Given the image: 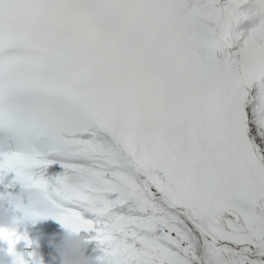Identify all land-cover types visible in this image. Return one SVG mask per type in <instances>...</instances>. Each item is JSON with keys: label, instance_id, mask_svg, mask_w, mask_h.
I'll return each instance as SVG.
<instances>
[{"label": "snow or ice", "instance_id": "obj_1", "mask_svg": "<svg viewBox=\"0 0 264 264\" xmlns=\"http://www.w3.org/2000/svg\"><path fill=\"white\" fill-rule=\"evenodd\" d=\"M23 183L20 220L122 264H264V0H0V195Z\"/></svg>", "mask_w": 264, "mask_h": 264}, {"label": "clouds", "instance_id": "obj_2", "mask_svg": "<svg viewBox=\"0 0 264 264\" xmlns=\"http://www.w3.org/2000/svg\"><path fill=\"white\" fill-rule=\"evenodd\" d=\"M30 195L27 183H23L18 191L0 195V241L7 243L6 250H0V264H122L121 257L107 246L101 255H91L88 252L90 238L83 235L81 230L65 226L63 232L52 233L48 239L54 249L52 260L46 262L39 249L37 241L29 239L25 247H19L22 240L19 230L24 221L18 218L14 204ZM19 234V235H17ZM30 241V243H29ZM37 244L36 247H32ZM31 247V251L26 248ZM9 249H11L9 251Z\"/></svg>", "mask_w": 264, "mask_h": 264}, {"label": "bare ground", "instance_id": "obj_3", "mask_svg": "<svg viewBox=\"0 0 264 264\" xmlns=\"http://www.w3.org/2000/svg\"><path fill=\"white\" fill-rule=\"evenodd\" d=\"M89 218H91V217H89ZM52 226H54L53 223H52ZM50 228H51V226H47L45 223H42L40 225L39 232H36V234L34 236L35 241H37V242L43 241V243L46 242L47 239H48L47 232L50 233V231H49ZM63 230H64V228L62 227L60 232H63ZM81 232H82L83 235L89 237L90 240L94 239L95 236L97 235V232L95 231V229H92V230L83 229V230H81ZM31 238H32V240H34L33 237H31Z\"/></svg>", "mask_w": 264, "mask_h": 264}]
</instances>
